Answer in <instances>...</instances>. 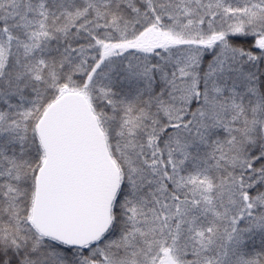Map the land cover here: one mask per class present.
Instances as JSON below:
<instances>
[{"label":"snow or ice","instance_id":"6c2138e0","mask_svg":"<svg viewBox=\"0 0 264 264\" xmlns=\"http://www.w3.org/2000/svg\"><path fill=\"white\" fill-rule=\"evenodd\" d=\"M0 264H264V0H0Z\"/></svg>","mask_w":264,"mask_h":264}]
</instances>
